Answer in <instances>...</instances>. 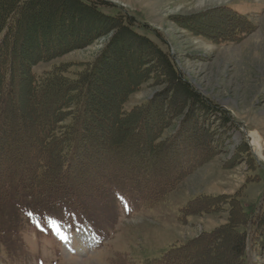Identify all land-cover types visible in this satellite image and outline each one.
I'll return each mask as SVG.
<instances>
[{"label":"trees","instance_id":"16d2710c","mask_svg":"<svg viewBox=\"0 0 264 264\" xmlns=\"http://www.w3.org/2000/svg\"><path fill=\"white\" fill-rule=\"evenodd\" d=\"M105 6L97 0H0V209L10 207L12 219H43L58 207L88 214L110 192L116 198L129 192L151 206L215 156L214 130L205 118L218 113L224 125L231 123L182 77L168 52L138 31L133 17L108 14ZM226 12L235 17L232 9ZM249 24L235 29L232 41ZM109 33L94 59L36 71ZM157 74L167 80L166 89L126 109ZM185 109L179 131L165 135ZM239 196L202 194L184 213H218L228 204L227 221L201 238L218 236L213 253L229 240V264H257L249 250L260 249L264 257V211L247 213ZM200 243L174 245L157 264H205Z\"/></svg>","mask_w":264,"mask_h":264},{"label":"rangeland","instance_id":"374dc122","mask_svg":"<svg viewBox=\"0 0 264 264\" xmlns=\"http://www.w3.org/2000/svg\"><path fill=\"white\" fill-rule=\"evenodd\" d=\"M97 1L106 4L102 10L108 14L133 17L138 31L168 52L182 77L223 109L231 123L224 125L218 113L205 118L203 124L214 130L215 156L183 176L151 206L129 192L117 198L110 192L85 215L64 213L58 207L43 220L12 219L10 207L1 208L0 264H157L172 246L188 241L192 246L201 241L205 264H229V240L213 253L210 246L218 243V236L201 238L204 231L216 230L227 221L228 204L219 206L218 213L188 215L184 209L202 194L239 192L247 213L264 211V0ZM227 9L234 11V18ZM246 23H250L248 32L232 41L233 31ZM110 35L40 64L36 71L63 62L90 61ZM167 85L165 77L157 74L156 83L150 81L133 93L126 109L146 103ZM186 109L165 135L179 131ZM254 135L261 136L258 148L253 145ZM12 220L16 223L10 225ZM249 254L252 261L264 264L262 250L251 247Z\"/></svg>","mask_w":264,"mask_h":264},{"label":"bare ground","instance_id":"6f19581e","mask_svg":"<svg viewBox=\"0 0 264 264\" xmlns=\"http://www.w3.org/2000/svg\"><path fill=\"white\" fill-rule=\"evenodd\" d=\"M260 143H261V136L260 135H254L253 136V145L258 148L260 146Z\"/></svg>","mask_w":264,"mask_h":264},{"label":"crops","instance_id":"0c3cea01","mask_svg":"<svg viewBox=\"0 0 264 264\" xmlns=\"http://www.w3.org/2000/svg\"><path fill=\"white\" fill-rule=\"evenodd\" d=\"M244 186V185H243Z\"/></svg>","mask_w":264,"mask_h":264}]
</instances>
